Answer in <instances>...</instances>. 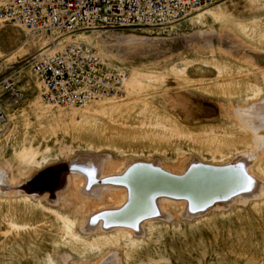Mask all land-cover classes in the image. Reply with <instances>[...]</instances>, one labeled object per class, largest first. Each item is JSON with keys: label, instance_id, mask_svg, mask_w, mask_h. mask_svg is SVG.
<instances>
[{"label": "rangeland", "instance_id": "1", "mask_svg": "<svg viewBox=\"0 0 264 264\" xmlns=\"http://www.w3.org/2000/svg\"><path fill=\"white\" fill-rule=\"evenodd\" d=\"M9 1H0V10ZM63 41L96 48L110 66L129 71V82L102 104L49 106L30 62L47 36L0 20V58L27 86L0 129V172L9 184L1 193L10 194H0V264H96L108 253H117L119 264H264V199L192 221H166L153 208L144 235L117 242L81 231L83 207L74 205L75 216L19 188L55 164L67 165L60 175L70 172L72 161L92 152L172 164L180 149L187 158L218 161L256 151L239 108L264 105V0H216L180 24L81 31ZM86 111L100 117L83 121ZM98 129H107L111 143L102 151ZM60 187L57 180L52 191ZM61 191L60 201L67 200Z\"/></svg>", "mask_w": 264, "mask_h": 264}, {"label": "bare ground", "instance_id": "2", "mask_svg": "<svg viewBox=\"0 0 264 264\" xmlns=\"http://www.w3.org/2000/svg\"><path fill=\"white\" fill-rule=\"evenodd\" d=\"M128 82L126 80L125 85ZM104 102L105 98L96 103ZM239 114L243 119L241 128L257 149L254 152L251 148V152L247 150L234 160L187 158L182 149L176 153V161L172 164H166L156 156L146 160H123L111 154L92 152L72 161L70 172L60 175V170L67 165L56 167V164L50 169L39 170L19 187L23 191L20 194L32 200L48 197L45 201L53 206L71 207L72 210L77 204L79 210L83 207L84 220L79 223L86 236H115L117 242L144 235L146 224L154 222L152 217L144 219L153 208L157 213L161 211L166 221H192L208 213H225L235 205L245 207L251 201L264 199V165L257 166L264 159V105L239 108ZM81 116L86 122H96L100 117L97 111H86ZM95 134L100 137L95 142L97 151L111 145L106 140L107 129H98ZM152 158L155 161H151ZM209 169L214 171H207ZM127 173L129 176L119 181ZM189 173L192 174L190 177ZM4 177L0 172V194L9 196V193H1L2 188L9 187L8 178ZM184 177L189 178L179 180ZM57 180L61 187L52 191ZM59 191H64L67 200L60 201ZM79 210H73L75 216ZM91 219L97 224L91 223ZM142 221L139 231L138 224ZM109 254L106 260L102 258L96 264H119L120 256Z\"/></svg>", "mask_w": 264, "mask_h": 264}, {"label": "built area", "instance_id": "3", "mask_svg": "<svg viewBox=\"0 0 264 264\" xmlns=\"http://www.w3.org/2000/svg\"><path fill=\"white\" fill-rule=\"evenodd\" d=\"M216 0H10L0 10L2 22L31 34L46 35L49 44L31 58V70L41 80L42 100L53 107L84 108L119 96L129 71L110 66L89 45L63 41L88 30L163 28L185 21ZM0 58V129L8 123V107L26 99V87L7 73Z\"/></svg>", "mask_w": 264, "mask_h": 264}, {"label": "water", "instance_id": "4", "mask_svg": "<svg viewBox=\"0 0 264 264\" xmlns=\"http://www.w3.org/2000/svg\"><path fill=\"white\" fill-rule=\"evenodd\" d=\"M135 168H137V167H135ZM49 169H50V168H49ZM49 169H47V170H45V171H48ZM63 169H65V168H63ZM194 170H195V169H194ZM45 171H43V172H45ZM64 171H65V170H64ZM207 171H214V170L209 169V170H207ZM190 173H191V172H190ZM190 173H189V174H190ZM156 174H157V173H156ZM189 174H188V175H189ZM161 175H162V174H161ZM191 175H192V174H190L189 177H190ZM128 176H129V175H128V173H127V175H126L123 179H120L119 181L125 180ZM189 177H188V178H189ZM232 177H233V175H232ZM188 178L184 177L183 179H179V180H184V179L187 180ZM240 186H242V185H240ZM240 189H241V188H240ZM240 189H239L238 191H240ZM123 212H124V211H123ZM154 216H155V215L151 214V215L147 216V218H149V217L151 218V217H154Z\"/></svg>", "mask_w": 264, "mask_h": 264}]
</instances>
